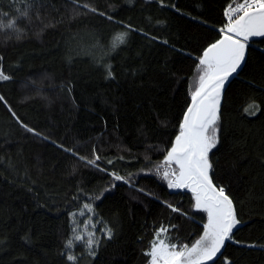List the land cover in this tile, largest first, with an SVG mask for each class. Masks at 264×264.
I'll return each instance as SVG.
<instances>
[{
  "label": "trees",
  "instance_id": "trees-1",
  "mask_svg": "<svg viewBox=\"0 0 264 264\" xmlns=\"http://www.w3.org/2000/svg\"><path fill=\"white\" fill-rule=\"evenodd\" d=\"M238 1L0 0V264H149L162 226L178 248L202 235L164 161ZM250 43L208 153L239 222L203 264H264V36Z\"/></svg>",
  "mask_w": 264,
  "mask_h": 264
},
{
  "label": "snow or ice",
  "instance_id": "snow-or-ice-1",
  "mask_svg": "<svg viewBox=\"0 0 264 264\" xmlns=\"http://www.w3.org/2000/svg\"><path fill=\"white\" fill-rule=\"evenodd\" d=\"M230 9L225 11L228 22L221 29L223 38L209 45L199 58L197 68L200 75L198 86L192 92V105L185 112L180 133L175 137L164 161L169 166L174 162L178 168V171L171 173L174 180L169 179L168 171L163 174L168 179L169 188H189L195 196V207L207 213V223L203 226V235L191 247L184 245L179 248L168 242V229L162 226L157 230L156 238L146 253L151 257L150 264H203L204 261H211L221 251L225 240L231 239L232 230L239 222L225 189H217L209 177L211 164L208 153L218 142L217 122L221 91L225 81L237 71L245 58L244 41L250 36H264V0H244L235 8L230 6ZM13 26L14 22L9 21L7 27ZM126 36L127 33H117L113 37V48L124 43ZM108 75H112L111 71ZM7 79L9 77L0 71V80ZM24 127L29 132L34 131L26 125ZM88 163L94 164L95 161L89 160ZM115 179L121 180L123 177L115 175ZM91 207L90 204L84 205L89 211ZM106 234L110 237L111 230ZM75 240H81V236L76 235ZM95 243L97 241L91 238L87 241L91 255H95L91 251ZM71 246L72 240H69L66 247ZM75 259L74 256H68L70 261Z\"/></svg>",
  "mask_w": 264,
  "mask_h": 264
},
{
  "label": "water",
  "instance_id": "water-1",
  "mask_svg": "<svg viewBox=\"0 0 264 264\" xmlns=\"http://www.w3.org/2000/svg\"><path fill=\"white\" fill-rule=\"evenodd\" d=\"M223 38V36L220 38V39H222ZM237 39H243V37H236ZM219 39V40H220ZM244 43H245V50H244V56H245V58H246V52H247V47L248 46H250V45H252L251 43H250V41L247 39L246 41H244ZM245 58H244V60H243V62L241 63V65H240V67L237 69V71L235 72V73H233L229 78H228V80L227 81H225V84H224V86H223V89H222V91H221V94H222V92L225 90V88L227 87V85H228V83L240 72V70L242 69V67H243V65H244V62H245ZM192 105V99H191V102H190V104H189V106H188V108L190 107ZM188 108H187V110H188ZM186 110V111H187ZM185 115V114H184ZM183 119H184V116H183ZM215 186V185H214ZM216 187V186H215ZM217 188V187H216ZM233 208H234V206H233ZM234 212H235V210H234ZM233 231V230H232ZM226 241H227V239L225 240V243H224V245L221 247V251L217 254V256L216 257H214L213 259H216V258H218L221 254H222V251H223V249H224V247H225V245H226ZM206 262H208V261H204L203 263H206Z\"/></svg>",
  "mask_w": 264,
  "mask_h": 264
},
{
  "label": "rangeland",
  "instance_id": "rangeland-1",
  "mask_svg": "<svg viewBox=\"0 0 264 264\" xmlns=\"http://www.w3.org/2000/svg\"><path fill=\"white\" fill-rule=\"evenodd\" d=\"M236 4H237V2L233 3L232 5H236ZM258 37H261V36H250V37L248 38V40H252V39H254V38H258ZM178 135H179V134H178ZM174 142H175V139H174L173 143H174ZM173 143H172V145H173ZM171 147H172V146H171ZM171 147H170V149H171ZM170 149H169V150H170ZM166 155H167V154H166ZM172 164L175 165V168H174V169H173V168L168 169L167 171H168L169 174H170V175H169V179H173V180H174L175 177L172 176L171 173H172L173 171H178V168H177V166H176V164H175L174 162H173ZM166 181H167V183H168V179H166ZM185 189L190 190L189 188H185ZM190 191H191V190H190ZM191 192H192V191H191ZM192 196H193V204H194V207H195V196H194L193 192H192ZM195 208H196V207H195ZM196 209H197V208H196ZM198 210H202V209H198ZM202 211L205 213V216H206V221H205V224H206V223H207V213H206L204 210H202ZM202 235H203V233H202ZM202 235H201V236H202ZM201 236H200V237H201ZM200 237H199V238H200ZM199 238H198V239H199ZM198 239H197V240H198ZM195 242H196V241H195ZM195 242H194V243H195ZM194 243H193V244H194ZM191 246H192V245H191ZM191 246H189V247H191ZM150 260H151V259H150ZM149 264H150V263H149Z\"/></svg>",
  "mask_w": 264,
  "mask_h": 264
},
{
  "label": "built area",
  "instance_id": "built-area-1",
  "mask_svg": "<svg viewBox=\"0 0 264 264\" xmlns=\"http://www.w3.org/2000/svg\"><path fill=\"white\" fill-rule=\"evenodd\" d=\"M243 2H244V0H239V1L237 2L236 5H230V6H231V8H235V7L238 6L239 3H243ZM230 6L227 7L226 10H231V9H230ZM226 10H225V11H226ZM240 14H242V13H240ZM224 16H225V12H224ZM225 20H226V21H225V24H226V23L228 22V18H227L226 16H225ZM221 29H222V28H218V31L221 32L222 34H224V33L221 31Z\"/></svg>",
  "mask_w": 264,
  "mask_h": 264
},
{
  "label": "bare ground",
  "instance_id": "bare-ground-1",
  "mask_svg": "<svg viewBox=\"0 0 264 264\" xmlns=\"http://www.w3.org/2000/svg\"><path fill=\"white\" fill-rule=\"evenodd\" d=\"M223 27H224V26H223ZM223 27H222V28H223ZM220 33H221V32H220ZM221 34H222V33H221ZM223 35H224V34H222V36H223Z\"/></svg>",
  "mask_w": 264,
  "mask_h": 264
}]
</instances>
